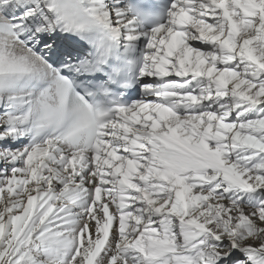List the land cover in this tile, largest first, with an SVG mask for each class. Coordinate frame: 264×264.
Listing matches in <instances>:
<instances>
[{"label":"snow or ice","instance_id":"1","mask_svg":"<svg viewBox=\"0 0 264 264\" xmlns=\"http://www.w3.org/2000/svg\"><path fill=\"white\" fill-rule=\"evenodd\" d=\"M0 264H264V0H0Z\"/></svg>","mask_w":264,"mask_h":264}]
</instances>
